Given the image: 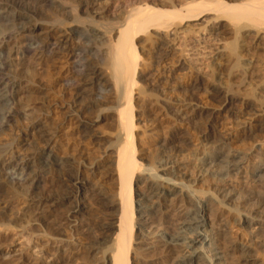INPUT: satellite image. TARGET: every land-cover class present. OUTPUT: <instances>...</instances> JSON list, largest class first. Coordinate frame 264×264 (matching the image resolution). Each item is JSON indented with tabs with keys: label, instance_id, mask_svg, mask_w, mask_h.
<instances>
[{
	"label": "rangeland",
	"instance_id": "1",
	"mask_svg": "<svg viewBox=\"0 0 264 264\" xmlns=\"http://www.w3.org/2000/svg\"><path fill=\"white\" fill-rule=\"evenodd\" d=\"M64 1L77 8L76 15L81 22L93 21L104 34L89 44L100 55L87 58L89 68L86 67L88 71L84 74L97 70L101 77L93 80L98 86L94 84L82 94L77 87H83L86 78L80 77L82 81L78 73L76 76L72 73L66 56H53L40 64L32 52L25 56L13 54L7 71L19 82L14 93L15 116L4 126V110L0 108V203L7 207L0 210V256L10 255L5 261L0 259V264H102L109 259L107 247L113 231L103 228L115 222L118 213L114 155L121 144V132H118L116 113L120 95L112 88L111 70L105 59L116 38L115 29L136 8L145 5L165 8L171 3H180V0ZM33 11V7L25 8L28 14ZM35 11L36 15L25 21V28L27 32L32 31L39 23L41 40L51 32L48 26L53 24L56 15L49 7ZM212 17L210 13L200 20L181 24L172 30L174 36L152 30L135 39L138 60L136 84L131 93L135 159L141 170L156 165L157 161L172 163L176 178L206 203L208 209L203 215L208 228L205 231H210L228 249V264H246L238 253L245 246L250 248L247 256L254 259L250 264H264V179L256 177L264 174V127H257V121L264 120V46L258 45L255 49L249 43L250 48L237 60V55L229 52L228 44L233 41L235 23L221 19L230 29V33L222 34ZM63 21L60 28L67 31L69 22ZM9 29L10 26H0V33ZM18 42L17 38L8 44L11 52ZM68 45L77 46L73 40ZM193 45H196L194 53L199 56L187 51ZM218 55L224 59L220 61L222 65L215 60ZM97 87L105 90L101 97L96 96ZM220 145L236 155L235 162H240L235 164L240 171L231 168V173L222 181L221 175L202 164L208 159L211 161ZM46 150L54 158L65 161V165L60 170L52 169L53 174L48 178H41L37 195L58 199L57 192L69 185V179L80 177L78 185L85 191L70 202H79L83 207L81 213L68 215L71 204L61 203L57 207L35 201L30 184L33 179L23 184L7 179L5 174L10 164L29 163L36 170L38 158ZM218 190H224L222 195L230 197L218 202ZM145 191L144 185L133 184V207L143 204L138 199ZM182 204L181 201H172V205L169 201L161 203L164 220L162 224L158 222L159 226L176 232L187 214L188 204ZM243 215L248 217L249 226L239 224L238 219ZM134 248L132 239L130 264H171L158 249L134 252Z\"/></svg>",
	"mask_w": 264,
	"mask_h": 264
},
{
	"label": "bare ground",
	"instance_id": "2",
	"mask_svg": "<svg viewBox=\"0 0 264 264\" xmlns=\"http://www.w3.org/2000/svg\"><path fill=\"white\" fill-rule=\"evenodd\" d=\"M26 7H33V13L30 12V14H28L25 12ZM43 7H49V9L52 8L56 16L54 17L53 24L48 26V28L50 27L49 29L51 32L46 33L45 38L40 40V37L43 34L41 32V25L36 23L34 25L35 28L32 29V31L30 30L27 32L25 28V21L36 15L35 10ZM76 11V7L68 6L64 0H0V26H10L8 31L0 33V108L4 110V113L2 114L3 126L8 122L10 117L15 116V113L13 112L14 93H16L15 91L18 88L19 82L16 79L14 80V78L9 75L7 71L14 59L12 58L13 54H17V56H25V54L32 52L40 64L53 56H66L68 64L73 70L72 73L74 72L75 76L78 73L79 78H86L84 83L82 82V84H84L83 87H77L79 88V93L83 94V92H86V90L91 88L94 84V86L97 85L96 81L93 82L94 79L101 77L99 76V72L97 70H90L91 72L89 71V74H84L87 67L86 64L88 63L87 58L90 57V55L91 57H93L92 55L95 57L100 55L99 50L94 49L93 46L89 44L99 38L100 35L102 36L104 34H102V32H100L101 30L94 26L95 23L93 21H86L84 23L81 22L80 17L76 15ZM210 13H213V20H217V24H219L217 29L219 33H230V29L227 28L228 24H223V20L221 19L227 18L231 23H235V25H233L234 29L232 28L233 34L231 33L233 41L228 44L230 45L229 52H232V54L234 53V55L236 54L237 60L241 56V53L247 52L251 45L252 47H255V49L258 45L264 46V0H180L179 4L171 3L165 8H157V6L155 8V6L145 5L144 7L136 8L134 13L130 14L129 18L115 29L116 38L113 43H111L105 60L108 61V65L111 70L110 77L113 82L112 88L115 87V89H113L116 92L118 91V95H120V100L119 96L117 98L119 100V109H117L116 113L118 116V130L120 128L118 132H121V134L119 133L121 135V144L118 146L117 150H115L114 155L118 187L116 194L118 213L115 218V222L108 224L107 226L105 225L106 227L103 228L113 232L111 233V240L108 242L107 247L109 251V259H107V261H103L102 264H130L129 253L132 252L130 250L132 239L135 245V248L133 249L134 252L158 249L171 260V264H228V249L225 250L222 243H218L216 241L217 237L214 239V235H212L210 231H205L208 224L206 223V217H204L203 214L207 212L208 207L202 198L199 199L201 196H199V194L196 195V193L192 191L191 188L185 184V182L183 183L181 180L177 179L179 178L178 176L176 178V168L174 169V167H172V163L169 165V163L164 162V160L157 161V166L152 165V167L148 165L149 167L141 170L139 162L135 159V148L133 144L134 126L131 107V93L133 86L136 84L134 75L138 60L136 46L134 43L135 39L138 38V35L152 30H157L165 34H173L174 36L172 30L175 27L177 28V26H180L181 24L184 26L188 22L191 23L192 21L200 20L204 16L210 15ZM227 19L224 20L228 21ZM63 20L69 22L67 31L60 28V26L63 25ZM209 21L207 23H209ZM201 25L202 24H200V27ZM208 33H210V31ZM17 38L20 42L15 45V50L11 52V48H8V44ZM71 40L76 42V47L68 45ZM194 43L197 45L198 42L193 41V44ZM249 43L251 45H249ZM196 45L190 46L187 49V51L191 53L190 55L199 56V54L194 53ZM215 60L217 61V64H219L222 60V56L218 55ZM18 65L20 66L21 64ZM219 65H222L221 62ZM242 69H244V67ZM87 71L88 70H86V72ZM259 72L256 74L258 75ZM78 83L80 85L81 82L79 81ZM75 84H77L76 81ZM100 86H102V84ZM101 88L97 87V90H95L97 91V97H101L105 92V90ZM218 91H214V94L220 95ZM263 125V119L261 121H257L258 128H263ZM85 128H83L82 131ZM45 136L46 135L44 134V137ZM216 151V155H212L210 157L211 161L208 159V162L204 161L205 163L203 162L202 164L207 165V167L209 166L207 168L209 171L221 175L222 178H218L219 180L222 181L226 179L233 168L237 169V172L240 171L239 168H236L237 165H235L239 162V160L237 162L234 161V156L236 157L235 154L230 151H226L225 149L223 150L222 145H220ZM38 159L39 161L37 160L38 163L36 162L37 165L35 166L36 170H33V167L29 163H23L20 165L18 162H14L15 164H10L7 172L5 171V175L7 176V179H9V182L14 184H23L28 180L33 179V182L30 184L34 193L32 191L31 192L35 194V196H33L35 201L51 203L56 206L57 204L61 205V203H66L67 205L71 204V198L76 197L84 190L78 185L80 183V177H71L69 175L71 177L69 179L70 183L69 185H65L62 191L57 192V194L59 193L58 199L54 198L56 196H39L37 194L39 192L38 190L41 178L45 179L48 178L50 174L52 175V169L60 170V168L65 165V161L63 162L56 157L54 158L50 150L44 151ZM238 164L240 165V162ZM207 169H205V172H207ZM262 171L264 173V168ZM27 175L29 176L27 177ZM263 176L256 174L258 180L261 179V177L264 179ZM1 178L2 177L0 176V182ZM133 184H142L145 186V194L139 196L138 199H141L143 202L141 206L137 205L133 207V202L131 200ZM262 184L263 183H261V185ZM59 189L61 190V188ZM232 190H230V192L233 193ZM219 192V195L216 196L217 201L219 200L218 202H222V198L230 197L222 195L223 193L225 194L224 190ZM141 200L139 202H141ZM80 201L82 202V200ZM165 201H169L171 205L172 201H181V204L182 202L188 204V206H185L188 207L187 214L183 217L185 219H182L183 221L180 222L176 232H169L166 230V226L164 227L161 225L164 219H162L163 215L161 216L163 213L160 210V204ZM225 201L226 200H224V202ZM48 206L46 205V207ZM167 206H170V204H167ZM67 207L65 208L67 209ZM82 208L83 207H81L79 202L73 203L70 207H68V215L78 213ZM6 209V205L0 203V210ZM133 210L137 213L135 214ZM239 218L240 219H238V221L240 225L249 226L248 217L246 218V216L243 215V217ZM249 220L251 221V219ZM158 222L161 223L160 226L162 227L159 226ZM217 234L218 233L215 235L217 236ZM248 249L250 248L245 246L244 249L238 251L241 255L239 257L240 260L246 264H250L254 260H252V257H249L251 255L247 256ZM102 250L104 249L102 248ZM1 256L0 259L4 261L7 260V258H10V255H7L6 257Z\"/></svg>",
	"mask_w": 264,
	"mask_h": 264
}]
</instances>
